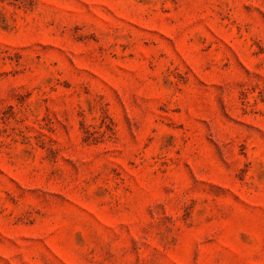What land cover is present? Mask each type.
I'll list each match as a JSON object with an SVG mask.
<instances>
[{"label":"rangeland","instance_id":"374dc122","mask_svg":"<svg viewBox=\"0 0 264 264\" xmlns=\"http://www.w3.org/2000/svg\"><path fill=\"white\" fill-rule=\"evenodd\" d=\"M0 264H264V0H0Z\"/></svg>","mask_w":264,"mask_h":264}]
</instances>
